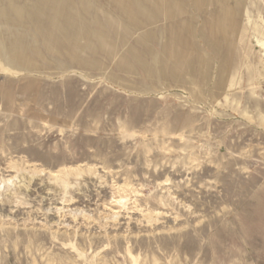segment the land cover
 Here are the masks:
<instances>
[{
	"label": "rangeland",
	"instance_id": "rangeland-1",
	"mask_svg": "<svg viewBox=\"0 0 264 264\" xmlns=\"http://www.w3.org/2000/svg\"><path fill=\"white\" fill-rule=\"evenodd\" d=\"M0 264H264V0H0Z\"/></svg>",
	"mask_w": 264,
	"mask_h": 264
}]
</instances>
